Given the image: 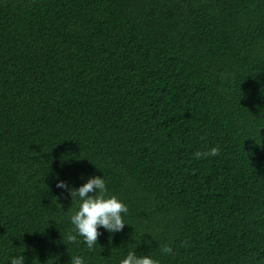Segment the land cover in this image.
I'll use <instances>...</instances> for the list:
<instances>
[{"label": "trees", "instance_id": "16d2710c", "mask_svg": "<svg viewBox=\"0 0 264 264\" xmlns=\"http://www.w3.org/2000/svg\"><path fill=\"white\" fill-rule=\"evenodd\" d=\"M93 176L129 211L89 250ZM130 251L264 264V0H0V264Z\"/></svg>", "mask_w": 264, "mask_h": 264}, {"label": "clouds", "instance_id": "9594fccd", "mask_svg": "<svg viewBox=\"0 0 264 264\" xmlns=\"http://www.w3.org/2000/svg\"><path fill=\"white\" fill-rule=\"evenodd\" d=\"M217 155H219L218 147H213L204 153H195L197 159ZM56 188L67 191L72 203L79 201L78 209L70 216L74 232L69 231L64 237L67 243H78V238L82 237L88 249L94 250L102 235L99 230L101 227L110 233H118L127 224L123 217L129 211L128 206L115 195H108L109 190L103 176L90 177L79 188H73L57 177ZM160 251L166 255L173 253L170 245L161 246ZM10 264H26V258L23 255L14 256ZM70 264H85V260L81 256H73ZM120 264H159V261L149 255L138 256L136 252L130 251Z\"/></svg>", "mask_w": 264, "mask_h": 264}]
</instances>
